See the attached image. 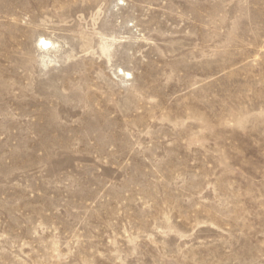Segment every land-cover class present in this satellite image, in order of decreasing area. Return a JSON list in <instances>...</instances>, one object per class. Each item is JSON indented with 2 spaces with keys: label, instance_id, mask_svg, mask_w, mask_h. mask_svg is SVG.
<instances>
[{
  "label": "rangeland",
  "instance_id": "rangeland-1",
  "mask_svg": "<svg viewBox=\"0 0 264 264\" xmlns=\"http://www.w3.org/2000/svg\"><path fill=\"white\" fill-rule=\"evenodd\" d=\"M0 264H264V0H0Z\"/></svg>",
  "mask_w": 264,
  "mask_h": 264
},
{
  "label": "bare ground",
  "instance_id": "bare-ground-1",
  "mask_svg": "<svg viewBox=\"0 0 264 264\" xmlns=\"http://www.w3.org/2000/svg\"><path fill=\"white\" fill-rule=\"evenodd\" d=\"M54 45L55 44L51 43L48 39H45V38H42V37H39L37 42H36V46L39 47L41 50H44L46 52H48L53 47H55Z\"/></svg>",
  "mask_w": 264,
  "mask_h": 264
}]
</instances>
